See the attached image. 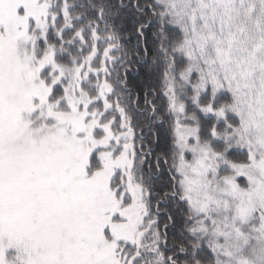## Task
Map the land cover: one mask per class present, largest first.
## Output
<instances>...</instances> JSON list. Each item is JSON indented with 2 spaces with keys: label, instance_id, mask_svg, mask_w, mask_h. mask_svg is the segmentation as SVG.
Instances as JSON below:
<instances>
[{
  "label": "snow or ice",
  "instance_id": "obj_1",
  "mask_svg": "<svg viewBox=\"0 0 264 264\" xmlns=\"http://www.w3.org/2000/svg\"><path fill=\"white\" fill-rule=\"evenodd\" d=\"M0 264H264V0H0Z\"/></svg>",
  "mask_w": 264,
  "mask_h": 264
},
{
  "label": "trees",
  "instance_id": "obj_2",
  "mask_svg": "<svg viewBox=\"0 0 264 264\" xmlns=\"http://www.w3.org/2000/svg\"><path fill=\"white\" fill-rule=\"evenodd\" d=\"M134 42V41H133Z\"/></svg>",
  "mask_w": 264,
  "mask_h": 264
}]
</instances>
